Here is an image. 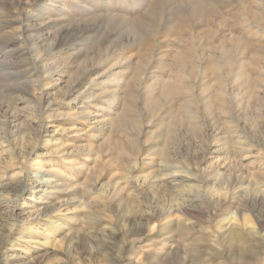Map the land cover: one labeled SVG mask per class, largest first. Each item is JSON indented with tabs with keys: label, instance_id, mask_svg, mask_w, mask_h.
Listing matches in <instances>:
<instances>
[{
	"label": "rangeland",
	"instance_id": "374dc122",
	"mask_svg": "<svg viewBox=\"0 0 264 264\" xmlns=\"http://www.w3.org/2000/svg\"><path fill=\"white\" fill-rule=\"evenodd\" d=\"M193 257L264 264V0H0V264Z\"/></svg>",
	"mask_w": 264,
	"mask_h": 264
},
{
	"label": "bare ground",
	"instance_id": "6f19581e",
	"mask_svg": "<svg viewBox=\"0 0 264 264\" xmlns=\"http://www.w3.org/2000/svg\"><path fill=\"white\" fill-rule=\"evenodd\" d=\"M43 27H45V26H43ZM30 29L37 30L36 32H40V31L46 30V29H44V28H32V27H31V28H27L26 31H28V30H30ZM140 37H141V36H140ZM40 38H41V37H40ZM51 51H52V49H51ZM51 51H49L47 54L52 53ZM126 115H127V114H126ZM126 115H125V116H126ZM125 116H124V119L127 120V117H125ZM121 121H122V120H121ZM207 150H209V149H207ZM138 161L140 162L139 159H138ZM139 164H140V163H139ZM237 176H238V175H237ZM235 177H236V176H235ZM233 181H234V180H233ZM184 239H186V238H184ZM197 240H198V239H197ZM169 241L172 242V241H174V240H172V237H171V238L169 237L168 240L165 241V242H163L162 244L165 245V247H166ZM195 241H196V240H195ZM197 244H198V243H197ZM191 245H192V244H191ZM193 245H194V244H193ZM188 246H189V245H188ZM196 246H197V245H196ZM189 247H191V246H189ZM192 247H194V246H192ZM247 250H248V249H247ZM252 250H253V249H252ZM253 251H254V250H253ZM172 252H173V251H172ZM68 254H69V253L67 252V255H68ZM236 254H237V253H236ZM194 256H196V255H194ZM196 257H197V256H196ZM196 257H193V258L190 259V264H197V260H198V259H195ZM243 258H244V257H243Z\"/></svg>",
	"mask_w": 264,
	"mask_h": 264
}]
</instances>
